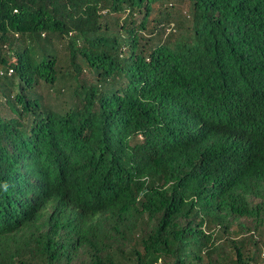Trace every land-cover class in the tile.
Here are the masks:
<instances>
[{
	"label": "trees",
	"instance_id": "16d2710c",
	"mask_svg": "<svg viewBox=\"0 0 264 264\" xmlns=\"http://www.w3.org/2000/svg\"><path fill=\"white\" fill-rule=\"evenodd\" d=\"M0 264H264V0H0Z\"/></svg>",
	"mask_w": 264,
	"mask_h": 264
},
{
	"label": "rangeland",
	"instance_id": "374dc122",
	"mask_svg": "<svg viewBox=\"0 0 264 264\" xmlns=\"http://www.w3.org/2000/svg\"><path fill=\"white\" fill-rule=\"evenodd\" d=\"M65 51L64 47L62 46V53Z\"/></svg>",
	"mask_w": 264,
	"mask_h": 264
},
{
	"label": "clouds",
	"instance_id": "9594fccd",
	"mask_svg": "<svg viewBox=\"0 0 264 264\" xmlns=\"http://www.w3.org/2000/svg\"><path fill=\"white\" fill-rule=\"evenodd\" d=\"M12 71V70H11ZM11 73V72H10Z\"/></svg>",
	"mask_w": 264,
	"mask_h": 264
}]
</instances>
